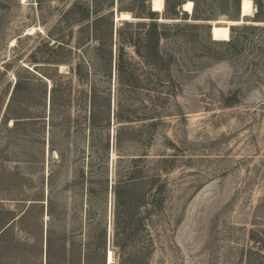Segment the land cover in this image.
Returning a JSON list of instances; mask_svg holds the SVG:
<instances>
[{"label": "rangeland", "instance_id": "obj_1", "mask_svg": "<svg viewBox=\"0 0 264 264\" xmlns=\"http://www.w3.org/2000/svg\"><path fill=\"white\" fill-rule=\"evenodd\" d=\"M100 1H113L107 9L113 13L112 43L108 23L95 22L92 0H0V264H79L82 193L97 178L88 167L97 173L91 99L105 91L111 264H119L121 253L113 245L116 171L127 176L131 159H141L138 195L150 189L156 162L166 156L172 171L165 228L151 230L150 264H264V0H250L255 12L238 25L217 21H238L241 0L238 12L234 0H200L203 9H212L206 27L212 41L208 23L216 24L219 45H208L197 30L170 32L160 50L173 58L174 95L164 106L155 69L130 45L128 84H118L116 31L135 40L143 33L137 24L149 23L133 16L141 10L138 0ZM182 9L173 19L164 8L158 24L193 23ZM115 12L135 20L115 25ZM99 44L104 57L111 54L108 80L100 75ZM77 65L78 82L71 72ZM120 107L123 124L115 119ZM82 167L85 186L76 180ZM143 249L142 238L126 257L142 264Z\"/></svg>", "mask_w": 264, "mask_h": 264}, {"label": "trees", "instance_id": "obj_2", "mask_svg": "<svg viewBox=\"0 0 264 264\" xmlns=\"http://www.w3.org/2000/svg\"><path fill=\"white\" fill-rule=\"evenodd\" d=\"M123 0H117V4L122 3ZM190 1L193 3V14L191 24L180 25H161L158 24V13L153 12L147 5L148 0H138V5L141 10L134 14L135 19L147 20L149 23L140 22L137 24L143 33L138 35L130 41L122 38V30L116 31V72L118 77V84L120 89L126 87L128 84L127 77V64L125 62V48L132 46L139 58L142 59L144 65L149 69L154 68L157 73V81L162 86L160 95H164L162 105L171 99L174 95V84L172 83V64L173 58L167 52L160 50L161 43L168 40L171 31H178L180 29H193L203 32L206 35L208 45H219V42L211 41L206 27V22L211 21L212 9H203V4L200 0H164V8L170 11L173 19H178L180 16V8L184 3ZM234 10L238 12L239 0H234ZM90 9L95 16V22L101 25L104 22L108 23L106 36L109 37L110 43L113 38V21L112 11L108 7L113 5V1L103 3L100 0H92ZM117 5V6H118ZM88 9H85V12ZM124 11L120 6L118 12ZM186 16V14H183ZM130 23H124L122 27H129ZM63 43V42H61ZM65 44V43H63ZM66 45V44H65ZM232 46L233 43L229 42ZM103 44L98 46V61L100 74L105 80L111 78V54L104 57L102 54ZM74 78L78 82V65L75 69H71ZM149 81V78H148ZM18 84L14 86L13 99ZM151 90V89H149ZM148 90V91H149ZM52 93L55 92V87L51 88ZM101 93V92H100ZM93 96V94H92ZM52 99L54 95L52 94ZM108 102V94L99 95L91 99V112L89 123L91 126L90 136L93 143V154L97 163V173L93 171L92 164H88L89 169L95 174L96 181H91L90 186L82 193V235L83 243L80 244L81 255L79 264H106L107 252V194H108V159L110 151V135H109V120L107 116L106 103ZM121 106V105H120ZM161 113H158V115ZM115 119L118 123L123 124V114L121 107L115 114ZM153 119V118H150ZM120 138L116 136L115 146L119 148ZM52 151H55L51 148ZM122 160V159H119ZM139 159H131V168L127 176H123L119 171H116V181L112 187L113 195V211H112V224H113V245L121 253L117 256L119 264H132L131 259L127 256V249L133 243L134 245L138 240H144L143 260L142 264H150L151 254L154 246V239L151 230L156 232V229L163 226L165 228L164 219L166 203L168 198V190L170 185L169 174L172 171L171 159L162 157L157 163V176L155 181H151L150 189L141 191L138 195L135 188H140L142 181V174L145 169L139 167ZM119 162V161H118ZM85 168L82 167L79 172L77 171L76 180L78 179L82 184H86ZM147 180L149 178L145 177ZM88 183V182H87ZM155 188H154V187ZM157 237V236H156ZM139 238V239H138ZM73 244H71L72 246Z\"/></svg>", "mask_w": 264, "mask_h": 264}, {"label": "bare ground", "instance_id": "obj_3", "mask_svg": "<svg viewBox=\"0 0 264 264\" xmlns=\"http://www.w3.org/2000/svg\"><path fill=\"white\" fill-rule=\"evenodd\" d=\"M182 7H183V9H182L183 13L188 14V15L193 14V3L192 2L187 1L186 3L183 4ZM163 10H164V0H152V11L153 12L162 13ZM254 12L255 11H254L253 3L250 0H241V2H240V14H242V17H243L242 21H236L233 23L231 21L230 22L229 21H217V22L221 23V24L231 23L228 25L242 24V23H244V19L251 18L253 16ZM121 14H122L121 19H117V23L135 20V19H132L128 13H121ZM221 24H219V25H221ZM228 29H230V28L228 27ZM33 32H34V30L31 29L29 31V34H32ZM229 32H230V30H229ZM64 68H62V69H64ZM62 69H61V71H62ZM108 262H109V264H111L113 262V254L111 253V251L108 252Z\"/></svg>", "mask_w": 264, "mask_h": 264}, {"label": "water", "instance_id": "obj_4", "mask_svg": "<svg viewBox=\"0 0 264 264\" xmlns=\"http://www.w3.org/2000/svg\"><path fill=\"white\" fill-rule=\"evenodd\" d=\"M150 4H151V9H152V0H151ZM121 15H122L121 13H117V12L114 13L113 20H114L115 25L118 24V23H117V19H121ZM242 19H243L242 14H240V17H239V20H238V21H242ZM119 23H120V22H119ZM208 25H210L209 32H210L211 39H212V41H214V39H213V38H214L213 30H214L216 24L208 23ZM231 27H232V26H231ZM231 27H229V28H231ZM229 30H230V29H229ZM106 260H107V263H108V254H107V258H106Z\"/></svg>", "mask_w": 264, "mask_h": 264}]
</instances>
